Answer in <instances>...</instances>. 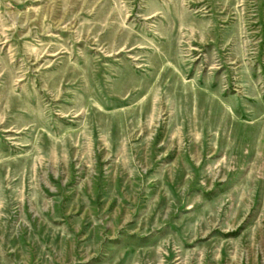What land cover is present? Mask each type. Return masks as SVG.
<instances>
[{"label": "rangeland", "instance_id": "obj_1", "mask_svg": "<svg viewBox=\"0 0 264 264\" xmlns=\"http://www.w3.org/2000/svg\"><path fill=\"white\" fill-rule=\"evenodd\" d=\"M0 264H264V0H0Z\"/></svg>", "mask_w": 264, "mask_h": 264}]
</instances>
